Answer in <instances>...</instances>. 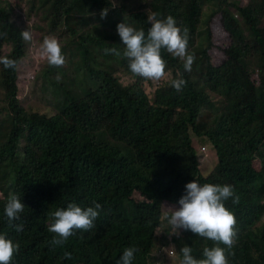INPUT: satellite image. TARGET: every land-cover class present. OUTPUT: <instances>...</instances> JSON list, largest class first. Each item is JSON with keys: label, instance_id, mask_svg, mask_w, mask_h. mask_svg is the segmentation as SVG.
Instances as JSON below:
<instances>
[{"label": "trees", "instance_id": "obj_1", "mask_svg": "<svg viewBox=\"0 0 264 264\" xmlns=\"http://www.w3.org/2000/svg\"><path fill=\"white\" fill-rule=\"evenodd\" d=\"M197 1L154 0L157 12L152 13L158 19L172 13L182 19L177 25L183 30L192 28L209 7L210 19L215 17L232 38L244 28L245 42H235L222 56L211 38L195 36L187 46L190 54L196 53L191 71L162 50L165 71L170 68L176 79L186 81L181 93L160 87L150 99L139 84H122L118 73L141 77L130 71L122 55L125 47H117L109 24L98 15L109 0H72L69 12L54 5L49 14H41L48 31L61 29L63 35L56 37L65 58L61 67L45 59L44 76H91L90 89L69 93L68 100L54 97L50 106L26 94L24 107L17 85L23 65L5 69L0 64V97L8 106L7 120L1 122L9 130L0 141V233L20 243L12 264H116L127 247L139 249L133 264H180L183 245L198 250L202 243L190 236L183 244L169 241L162 209L176 200L182 182L193 180L234 187L239 203L225 202L237 221L229 264H264V0H249L245 6L242 0H199L195 10ZM5 2L0 0V57L18 64L24 45L14 17L34 19L36 40L45 33L36 9L28 7L25 17L14 11L10 17ZM134 19L133 27L147 33L148 17L147 25L138 15ZM112 48L121 55L106 53ZM29 58L43 65L33 54ZM40 96L52 97V92L46 86ZM35 107L38 113H30ZM193 135L211 142L219 156L207 178L195 177ZM11 193L25 204L21 219L13 222H23L19 232L4 214ZM70 202L82 207L99 203L101 214L93 229L77 231L53 249L50 213ZM172 245L177 248L173 257L160 262L154 256ZM65 251L71 259L64 258Z\"/></svg>", "mask_w": 264, "mask_h": 264}, {"label": "clouds", "instance_id": "obj_2", "mask_svg": "<svg viewBox=\"0 0 264 264\" xmlns=\"http://www.w3.org/2000/svg\"><path fill=\"white\" fill-rule=\"evenodd\" d=\"M6 1L5 5L8 4L4 10L9 12L10 17H13L14 11L16 14H21L22 17H25V10L28 7L36 9L38 14L43 12L49 14L54 5H58L68 12L74 8V4L69 3L72 0H37L35 3L30 0ZM109 1L110 3L99 7L98 15H101V19L109 24L108 28L113 33V39L117 40V47H125L122 55L127 59L130 71L141 78L125 73L122 74L126 78L121 77L120 73H118V77L122 84L126 86L139 84L150 99L160 87H174L176 91L181 93L186 86V81L183 78L176 79L170 68L165 71L166 61L162 58V50H166L174 57L183 60L185 70L191 71L192 65L196 61V53L190 54L187 46L188 40L191 44V40L195 36H198L197 40L200 36H204L203 40L211 38L212 44L217 46L222 56H225L224 51L234 45L235 42H245L244 28L238 29L232 38L229 31L219 26L215 17L210 19L212 15L210 11L212 9L209 7H204L200 20L194 23L192 28L186 25V28L182 30L177 25V22L182 19L172 13H166L168 16L162 19H158L157 14L152 13L153 11L157 12L153 7L154 0ZM198 1L195 10L198 9ZM244 1H246L245 4H243ZM248 2L249 0H242L241 4L245 6ZM21 7H23L24 11L21 10ZM40 10L41 13L39 12ZM135 15H138L145 25H147L148 17L151 27L148 28L147 33L143 28L137 30L133 27L136 22L134 19ZM234 16L235 18H240L239 11H234ZM14 18L20 27L24 56L18 64L16 60L7 56L0 57V64L5 69H15L17 65H23L17 70V85L19 88L21 86V78H27L30 72L35 71V73L40 72L43 74L42 67H47L44 62L45 59H47L49 65L61 67L65 63V58L61 51L62 41L60 42L55 34L59 29H55L54 32L48 31L43 39L36 40L33 30L34 19L23 18L19 20L18 16ZM26 24H29V26ZM25 26L28 29H32L34 39L32 33ZM32 39V45L28 48L25 47L24 41L31 42ZM108 52L115 56L121 55V52L115 48L106 49V53ZM29 54H33L35 61L43 63V65H35L29 68L30 63L34 65V60L29 58ZM36 55H43L45 59L37 61ZM49 77H52V75ZM43 83L45 85V82L40 80L36 84V88L42 87ZM29 87L32 88V86ZM26 94L28 93L26 92L24 95ZM19 100L21 101V99ZM21 102L24 107H27L24 101ZM30 113H38V110L35 107ZM1 120L7 119H0V125L5 128L8 134L9 130L2 124ZM205 142L209 144L208 149L207 147L200 148L199 141H196L193 145L197 151L198 164L196 165V161L193 158L191 164L197 173L195 177L198 178H207L213 174L214 168L219 162L217 150L213 148L211 142L208 140H205ZM199 151L202 155H210L213 159V164L211 161L206 163L207 168L204 171L201 167L203 162L200 159ZM210 165L211 167H209ZM18 168L23 171L22 164H18ZM225 168L229 171V164ZM230 198L234 204L239 203L240 197L236 195L232 185L200 184L193 180L188 183L182 182L181 190L176 200L165 202L162 209V220L163 229L168 230L169 241L175 240L183 244L190 236L202 243L198 250L183 245L184 247L179 250L182 254L180 264H229L231 262L232 256L230 253L237 235L235 228L237 221L234 213L225 205V202ZM101 209L102 205L96 202H94V206L88 207H82L76 202H70L66 208H57L54 212H51V222L48 225V231L55 234L50 242L53 249L57 246H63L69 237L74 236L77 231L87 232L93 229L95 221L101 214ZM24 210L25 204L22 203L20 196L15 193L9 194L4 205V214L9 226L14 227L17 232L23 230V222L18 224L13 222L21 219V213ZM161 232L162 229L157 227L156 233L161 234ZM19 249L20 243L18 241L14 243L12 239L8 238L6 233H0V264H12L14 254ZM138 251L139 249L135 247L125 248L116 264H133L135 254ZM176 251L177 248L174 245L170 247L163 246L154 253V256H158L161 262L166 257H173ZM64 258L71 259L72 254L65 251Z\"/></svg>", "mask_w": 264, "mask_h": 264}, {"label": "rangeland", "instance_id": "obj_3", "mask_svg": "<svg viewBox=\"0 0 264 264\" xmlns=\"http://www.w3.org/2000/svg\"><path fill=\"white\" fill-rule=\"evenodd\" d=\"M7 2V1H6ZM5 2V3H6ZM246 1L243 2V4H245ZM37 23L40 24L43 27L42 32L44 33H48V29H49V25L47 22L46 17H43L40 15H38L37 18ZM27 26H29V24H26ZM25 28L28 29V27L25 26ZM31 33H32V37L34 39V35L32 32V29H28ZM57 36L58 35H63L61 32V29H59L57 31V33H55ZM228 38V36H227ZM33 39L31 42H26L24 41L25 47H30V45H32ZM64 40V39H63ZM64 42V41H63ZM35 57H37V61L40 60H44L45 56L43 55H36ZM40 58V59H39ZM35 65H33V63H30L29 68L34 67ZM73 73V71H72ZM121 77H125L124 74L120 73L119 74ZM126 78V77H125ZM44 81L45 85L43 83L42 87L40 88H36V84L40 81ZM128 83V82H127ZM21 86L19 87V96L18 98L21 99V101H23V95L27 92L30 96L34 97L35 99H37L40 103H44L45 105H53V103H55L53 101V99L55 98H61V96L63 98H66L68 100L69 97V93L72 94H77L79 92H81L83 89H89L90 85H92V81H91V76L86 78L80 77V76H76L74 73L73 74H69V75H62V77H60V75L54 76V77H45L42 73L38 72L35 73V71L30 72V75L27 76V78H21L20 81ZM32 86V88H30L29 86ZM52 92V97H46V98H41V89L43 87H46ZM147 90L149 92H151V90L149 88H147ZM38 96L37 98L35 97V95ZM55 97V98H54ZM7 104H5L4 102V98L0 97V119H7ZM6 130L3 126L0 125V141L6 139ZM196 141H199V147H209L208 142H205V139H201V138H197L194 137L193 135V145L195 144ZM200 153V151H199ZM208 153V152H207ZM200 159L202 160V170L204 171L205 168H207L206 163L211 161L213 164V159L210 157V155H202L200 153ZM211 167V165L209 166Z\"/></svg>", "mask_w": 264, "mask_h": 264}]
</instances>
